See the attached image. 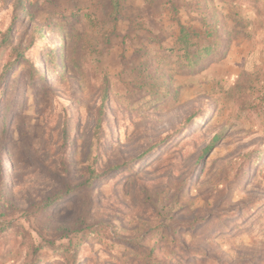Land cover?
<instances>
[{"label":"rangeland","instance_id":"obj_1","mask_svg":"<svg viewBox=\"0 0 264 264\" xmlns=\"http://www.w3.org/2000/svg\"><path fill=\"white\" fill-rule=\"evenodd\" d=\"M240 1L121 0L115 11L111 0H26L19 54L0 59V162L7 208L23 211V230L0 234V264H65L46 249L33 260L43 239L76 245L77 264H143L153 248L166 264H264V64L237 104L241 48L197 72L168 70L174 54L161 55L178 23L200 26L224 3L234 34ZM12 2L0 0V39ZM71 11L79 21L59 25ZM91 171L102 175L86 184ZM76 222L70 237L53 227Z\"/></svg>","mask_w":264,"mask_h":264},{"label":"trees","instance_id":"obj_2","mask_svg":"<svg viewBox=\"0 0 264 264\" xmlns=\"http://www.w3.org/2000/svg\"><path fill=\"white\" fill-rule=\"evenodd\" d=\"M112 6L115 11H118L120 8L121 0H111ZM26 0H13L12 2V19L10 25L6 28V30L2 33L0 39V59L1 56L4 55L7 51L11 52V55L19 54L18 47L13 45L12 38V30L14 24H16L19 20L20 14L26 11ZM82 16L80 11L70 12L66 15L58 16L57 23L59 25H71L73 23H77ZM228 15L222 13L221 9H215L213 15L210 20H202L200 26H187L182 23H178V36L176 38V43L170 47L166 48V52L169 54L161 53L164 59H168L169 56L174 54V59L166 62L165 65L168 70H177L179 72L188 71V72H197L202 70L212 63L220 60L223 55L226 53L229 43H230V31L225 30L226 26V18ZM16 63V62H15ZM250 73L247 71H242L233 87V95L237 104H240L239 100L242 98L245 90L250 86ZM34 77L38 80H43V76L40 71L34 70ZM108 90L107 87L104 86L101 97V104L98 106L97 111L95 113V135L97 136L100 130L102 116L104 114V105L107 101ZM7 108H2L0 113V119L4 126L5 121L7 120ZM62 152L63 157L61 159V164L63 168L67 170V158L66 152L68 150V143L70 141V131L67 126L63 127L62 133ZM222 138L220 133H216L210 139L207 146H205L202 150L201 155L203 156L205 153H210V151L214 148V146L219 142ZM263 155V154H260ZM244 158V156L242 157ZM259 158V157H258ZM258 158H255L256 160ZM252 160L251 157L245 158L244 163L246 165ZM102 174L98 173V175L94 174V171L90 172V178L85 180L87 184L94 176L99 177ZM74 189L69 190V192H74ZM10 197V191L5 184L2 162H0V234L4 231L13 229V230H23L21 224L18 222L17 213L22 214L23 211L19 208L9 209L8 200ZM78 222V221H77ZM72 224H54L53 227L56 232L61 233L63 236L70 237V234L75 232L76 228H78L80 223ZM195 219H192L186 223H182V226L193 225L195 224ZM95 232L92 230V227H89V233L93 236ZM50 250L54 256L60 258L65 264H77L78 258V247L71 242H59L57 243L52 239H43L38 242L34 246H32L33 251V260L38 257V252L40 250ZM154 249H151L147 252V256L144 257L143 264H166L163 261L160 253H154ZM198 251H193L192 254L197 257Z\"/></svg>","mask_w":264,"mask_h":264},{"label":"crops","instance_id":"obj_3","mask_svg":"<svg viewBox=\"0 0 264 264\" xmlns=\"http://www.w3.org/2000/svg\"><path fill=\"white\" fill-rule=\"evenodd\" d=\"M240 5L239 19L240 16L242 19L237 23L235 33L230 36L226 53L220 60L214 62L218 63L222 60L231 62L232 48H241V52L237 55L239 57L237 61H241L242 65L239 74L242 71H251V68H255V64H264V0H241ZM225 8V3L219 7L222 11ZM250 55L252 57L247 59Z\"/></svg>","mask_w":264,"mask_h":264}]
</instances>
